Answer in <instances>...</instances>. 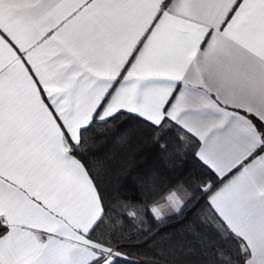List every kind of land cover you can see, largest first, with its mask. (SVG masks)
<instances>
[{"label": "snow or ice", "instance_id": "obj_1", "mask_svg": "<svg viewBox=\"0 0 264 264\" xmlns=\"http://www.w3.org/2000/svg\"><path fill=\"white\" fill-rule=\"evenodd\" d=\"M174 223L143 264H264V0H0V264Z\"/></svg>", "mask_w": 264, "mask_h": 264}, {"label": "trees", "instance_id": "obj_2", "mask_svg": "<svg viewBox=\"0 0 264 264\" xmlns=\"http://www.w3.org/2000/svg\"><path fill=\"white\" fill-rule=\"evenodd\" d=\"M186 162H182V168H178L174 173H171L169 178L175 179L180 176H188L190 173L199 174V169L194 166V162L190 157L185 158ZM132 182L131 179L113 181V184L110 186L109 195H114L113 189L118 190L123 195L131 196L133 192L131 191ZM206 197L199 199V207H202ZM197 207V211L199 210ZM168 237L172 238V242L176 243L184 239L180 233V225L178 223L170 224L166 227H161V236L157 237L154 242L145 243L143 246H133L128 249L130 257L132 260H140L143 262L149 259L154 253L156 246L167 247ZM144 237H139L138 240H144ZM138 241L134 239L133 243Z\"/></svg>", "mask_w": 264, "mask_h": 264}]
</instances>
